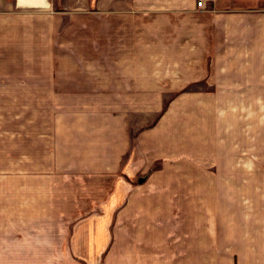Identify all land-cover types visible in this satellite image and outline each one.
Masks as SVG:
<instances>
[{"label": "crops", "instance_id": "1", "mask_svg": "<svg viewBox=\"0 0 264 264\" xmlns=\"http://www.w3.org/2000/svg\"><path fill=\"white\" fill-rule=\"evenodd\" d=\"M85 4L0 0V28L30 24L28 53L58 98L53 166L32 174L60 192L43 206L69 207L73 223L0 234V264H264V248L172 229L198 206L208 215L211 175L240 157L235 119L264 94V12L245 0ZM118 215L139 229L113 230Z\"/></svg>", "mask_w": 264, "mask_h": 264}, {"label": "rangeland", "instance_id": "2", "mask_svg": "<svg viewBox=\"0 0 264 264\" xmlns=\"http://www.w3.org/2000/svg\"><path fill=\"white\" fill-rule=\"evenodd\" d=\"M245 1L255 11L264 12V0ZM29 25L19 21L11 28L9 24L0 28V234L47 229L49 224L55 230L64 225L67 230L73 227L67 220L71 217L69 207L43 206V195L56 198L60 192L43 191L42 177L32 174L53 166L50 136L58 98L49 93L41 56L28 53L26 44L32 39ZM237 119L241 135L234 146L240 157L223 160L225 173L211 175L218 188L210 191L208 215L205 207L198 206L201 213L172 224V229L209 230L225 237L219 240L222 246L260 250L264 248V94L257 96L256 111L243 109L236 123ZM57 210L62 211V218L54 214ZM88 212L83 218L96 214ZM115 218L113 230L139 229L136 221L123 223L119 215ZM232 234L235 238H228ZM227 257L231 256H218L219 264H229Z\"/></svg>", "mask_w": 264, "mask_h": 264}, {"label": "water", "instance_id": "3", "mask_svg": "<svg viewBox=\"0 0 264 264\" xmlns=\"http://www.w3.org/2000/svg\"><path fill=\"white\" fill-rule=\"evenodd\" d=\"M144 180H145V178L144 177H141V178H139L138 182L141 184V183L144 182Z\"/></svg>", "mask_w": 264, "mask_h": 264}, {"label": "built area", "instance_id": "4", "mask_svg": "<svg viewBox=\"0 0 264 264\" xmlns=\"http://www.w3.org/2000/svg\"><path fill=\"white\" fill-rule=\"evenodd\" d=\"M198 5H199V7H200V6H202V2H201V1H199V2H198Z\"/></svg>", "mask_w": 264, "mask_h": 264}]
</instances>
